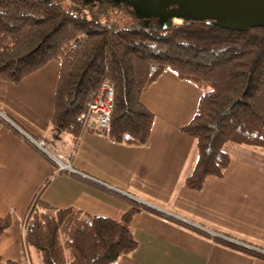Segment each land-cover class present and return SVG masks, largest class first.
I'll return each instance as SVG.
<instances>
[{"label": "trees", "instance_id": "1", "mask_svg": "<svg viewBox=\"0 0 264 264\" xmlns=\"http://www.w3.org/2000/svg\"><path fill=\"white\" fill-rule=\"evenodd\" d=\"M79 39L84 40L80 49L66 53ZM51 61L59 62L60 72L45 142L69 160L82 136L96 133L86 127L88 105L106 79L115 88L114 107L108 130L97 134L116 144L147 145L155 117L141 97L165 72L201 92L196 114L180 129L197 145L186 189L199 192L208 177H223L230 162L227 143L264 151V28L227 29L185 20L163 26L117 0H0V81L18 85ZM2 128L45 156L0 114ZM133 205L115 222L35 199L24 217L22 259L0 258V264H30V252L41 264H116L137 247L131 232L137 213L167 218ZM11 224L10 215L0 218V238ZM189 228L264 262V253L255 248Z\"/></svg>", "mask_w": 264, "mask_h": 264}, {"label": "crops", "instance_id": "2", "mask_svg": "<svg viewBox=\"0 0 264 264\" xmlns=\"http://www.w3.org/2000/svg\"><path fill=\"white\" fill-rule=\"evenodd\" d=\"M59 72V62L51 61L18 85L0 81V114L27 135L45 141ZM200 96L191 83L163 73L141 97L155 117L147 145L130 147L86 133L68 169L61 172L2 128L0 218L10 215L12 224L0 238V258L22 259L24 217L33 200L39 199L57 209L76 208L115 222L134 202L167 217L137 213L131 221L137 247L116 264H264L189 228L264 253L263 150L227 143L224 151L230 162L223 177H208L199 192L184 187L196 163L197 145L180 129L193 119ZM27 258L30 264H41L31 253Z\"/></svg>", "mask_w": 264, "mask_h": 264}, {"label": "water", "instance_id": "3", "mask_svg": "<svg viewBox=\"0 0 264 264\" xmlns=\"http://www.w3.org/2000/svg\"><path fill=\"white\" fill-rule=\"evenodd\" d=\"M127 2L144 19L163 26L174 18L206 21L227 29L264 28V0H117ZM152 9V10H151Z\"/></svg>", "mask_w": 264, "mask_h": 264}, {"label": "built area", "instance_id": "4", "mask_svg": "<svg viewBox=\"0 0 264 264\" xmlns=\"http://www.w3.org/2000/svg\"><path fill=\"white\" fill-rule=\"evenodd\" d=\"M82 44V39L72 42L69 45L68 51L75 52ZM114 96L115 88L113 83L108 79L104 80L99 89L92 95L88 105L86 127L89 130L96 133L108 130L113 113ZM26 137L34 147L42 151L57 164L58 171L68 169V159L57 155L51 145L47 144L44 140H37L28 135H26Z\"/></svg>", "mask_w": 264, "mask_h": 264}, {"label": "rangeland", "instance_id": "5", "mask_svg": "<svg viewBox=\"0 0 264 264\" xmlns=\"http://www.w3.org/2000/svg\"><path fill=\"white\" fill-rule=\"evenodd\" d=\"M172 22L174 23V24H180L181 23V20L180 19H176V18H174L173 20H172ZM83 40V39H82ZM84 41V40H83ZM71 44V43H70ZM69 44V45H70ZM69 48V47H68ZM80 49V48H79ZM78 49V50H79ZM78 50H76V51H78ZM75 51V52H76ZM66 53H69V51L67 50V52ZM72 53H74V52H72ZM99 89V88H98ZM20 132H21V134L25 137V139L28 141V142H30L28 139H27V137H26V133H24V132H22L19 128H17ZM29 136V135H28ZM32 144V143H31ZM33 145V144H32ZM39 150V149H38ZM40 151V150H39ZM42 152V151H41ZM257 152H259V151H257ZM43 153V152H42ZM56 153V152H55ZM44 154V153H43ZM57 155H59V156H62V157H64V158H66V159H68L67 157H65L64 155H61V154H58V153H56ZM45 155V154H44ZM45 156H47V155H45ZM48 157V156H47ZM49 158V157H48ZM50 159V158H49ZM52 162H54L52 159H50ZM68 162H69V159H68ZM55 163V162H54ZM56 164V163H55ZM57 165V164H56ZM31 253V256H33L34 258H35V256L33 255V253L32 252H30ZM35 260H36V258H35ZM36 262H37V260H36ZM36 264H39V263H36Z\"/></svg>", "mask_w": 264, "mask_h": 264}, {"label": "flooded vegetation", "instance_id": "6", "mask_svg": "<svg viewBox=\"0 0 264 264\" xmlns=\"http://www.w3.org/2000/svg\"><path fill=\"white\" fill-rule=\"evenodd\" d=\"M77 1H89V0H77ZM156 0H154L153 2H155ZM152 10V9H151Z\"/></svg>", "mask_w": 264, "mask_h": 264}]
</instances>
